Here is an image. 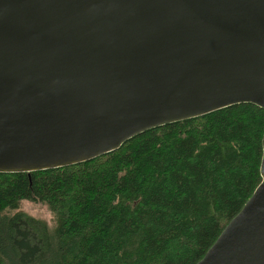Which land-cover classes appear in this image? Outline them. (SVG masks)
<instances>
[{
  "label": "water",
  "instance_id": "water-1",
  "mask_svg": "<svg viewBox=\"0 0 264 264\" xmlns=\"http://www.w3.org/2000/svg\"><path fill=\"white\" fill-rule=\"evenodd\" d=\"M241 104L264 110V0H0V174ZM262 148L260 185L197 264H264Z\"/></svg>",
  "mask_w": 264,
  "mask_h": 264
},
{
  "label": "trees",
  "instance_id": "trees-1",
  "mask_svg": "<svg viewBox=\"0 0 264 264\" xmlns=\"http://www.w3.org/2000/svg\"><path fill=\"white\" fill-rule=\"evenodd\" d=\"M263 135L264 110L241 104L87 163L0 174V264H197L260 185Z\"/></svg>",
  "mask_w": 264,
  "mask_h": 264
},
{
  "label": "rangeland",
  "instance_id": "rangeland-1",
  "mask_svg": "<svg viewBox=\"0 0 264 264\" xmlns=\"http://www.w3.org/2000/svg\"><path fill=\"white\" fill-rule=\"evenodd\" d=\"M22 212L28 214L29 216H32L37 219L41 220H46V221H51L52 219V214L48 210V208L44 205L40 204H32L28 202H24L21 205Z\"/></svg>",
  "mask_w": 264,
  "mask_h": 264
}]
</instances>
